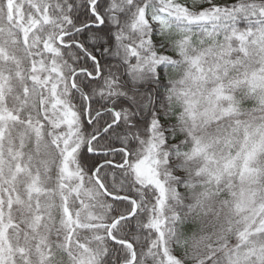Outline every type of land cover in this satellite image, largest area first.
Wrapping results in <instances>:
<instances>
[{"label": "snow or ice", "instance_id": "6c2138e0", "mask_svg": "<svg viewBox=\"0 0 264 264\" xmlns=\"http://www.w3.org/2000/svg\"><path fill=\"white\" fill-rule=\"evenodd\" d=\"M0 264H264V0H0Z\"/></svg>", "mask_w": 264, "mask_h": 264}]
</instances>
